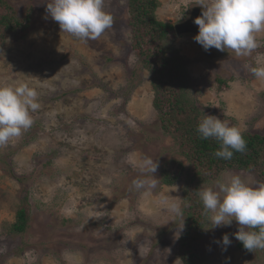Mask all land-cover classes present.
Returning a JSON list of instances; mask_svg holds the SVG:
<instances>
[{
  "label": "rangeland",
  "instance_id": "1",
  "mask_svg": "<svg viewBox=\"0 0 264 264\" xmlns=\"http://www.w3.org/2000/svg\"><path fill=\"white\" fill-rule=\"evenodd\" d=\"M6 1L19 14L30 8L32 17L25 37H8L0 46V86L27 84L38 92L40 108L31 113L29 130L0 147V264H182L184 231L175 238L180 218L161 210L160 197L183 199L186 177L174 191L162 184L161 172L169 160L185 170L189 164L158 126L148 72L130 48L129 0H105L113 26L87 42L62 32L47 15L51 0ZM158 3L156 19L173 26L200 7L199 0ZM257 42L250 55L227 49L216 60L191 34H174L166 49L185 71V97L203 117L216 116L242 134L264 135V80L250 71L264 66V33ZM145 156L159 163L157 187L131 190L141 175L136 161ZM235 175L256 185L250 173L226 171L200 189H215ZM95 205H103L96 209L103 212H95ZM22 208L29 225L16 234L11 225ZM96 215L103 217L89 218L81 228ZM201 224L204 264H264V250L235 249L236 221L205 230L202 215ZM224 234L231 240L226 251L216 242Z\"/></svg>",
  "mask_w": 264,
  "mask_h": 264
},
{
  "label": "clouds",
  "instance_id": "2",
  "mask_svg": "<svg viewBox=\"0 0 264 264\" xmlns=\"http://www.w3.org/2000/svg\"><path fill=\"white\" fill-rule=\"evenodd\" d=\"M202 13L194 19L198 34L194 40L205 51L215 48L221 52L231 49L237 56H247L259 45L257 34L264 33V0H199ZM47 15L58 23L62 32L87 42L99 39L113 26V16L105 11V0H51L46 7ZM0 54L3 55L2 50ZM250 71L259 80H264V66L251 67ZM40 108L38 92L27 84L0 86V147L18 139L29 130L34 121L31 113ZM197 132L201 139H214L219 149L214 156L230 160L234 152L244 153L247 142L238 126H230L213 115H204L198 122ZM140 178L131 182V190L147 191L157 187L155 173L158 161L151 157H141L136 161ZM174 191H179L174 185ZM202 205L205 230L230 226L233 221L239 225L233 234L244 249L253 252L264 250V183L252 186L235 175L226 181H218L216 188L207 187L196 192ZM183 199L169 194L161 195L162 211L180 218L175 226V238L184 231V207H190ZM103 208V205H95ZM102 215L89 216L100 219ZM218 244L223 250L231 245L228 234H224Z\"/></svg>",
  "mask_w": 264,
  "mask_h": 264
},
{
  "label": "trees",
  "instance_id": "3",
  "mask_svg": "<svg viewBox=\"0 0 264 264\" xmlns=\"http://www.w3.org/2000/svg\"><path fill=\"white\" fill-rule=\"evenodd\" d=\"M158 0H129L128 28L131 34L130 48L141 70H146L152 88V108L157 115L162 133L171 136L179 155L185 157L189 166L176 160L162 165L161 182L172 186L186 177L183 203L186 216L185 230L180 237L182 264H204L200 255V229L202 205L196 192L200 185L215 180L226 171H243L254 176L255 183H264V135L245 133L247 142L244 153L234 152L230 160L214 156L219 143L214 139H201L197 132L198 122L203 118L194 101L187 100L188 85L185 71L168 55L166 43L174 37V26L160 22L155 17ZM32 12L27 8L19 14L6 0H0V46L8 37L21 40L31 26ZM221 83L220 80H218ZM16 180L18 178H15ZM183 206V204H182ZM29 225L26 209L16 213L11 230L16 234L26 232ZM235 249H244L238 241Z\"/></svg>",
  "mask_w": 264,
  "mask_h": 264
},
{
  "label": "water",
  "instance_id": "4",
  "mask_svg": "<svg viewBox=\"0 0 264 264\" xmlns=\"http://www.w3.org/2000/svg\"><path fill=\"white\" fill-rule=\"evenodd\" d=\"M195 10L199 12V16H200L202 13V9L200 7H196ZM193 15L194 14H191V16L187 20L174 26L175 34L177 35H181V34L197 35L198 34V32L196 31V28H194L193 25L191 24L194 19ZM211 52H212L211 49L208 51L203 50V53L205 56L211 55Z\"/></svg>",
  "mask_w": 264,
  "mask_h": 264
},
{
  "label": "flooded vegetation",
  "instance_id": "5",
  "mask_svg": "<svg viewBox=\"0 0 264 264\" xmlns=\"http://www.w3.org/2000/svg\"><path fill=\"white\" fill-rule=\"evenodd\" d=\"M192 14H194L193 15V18L195 19L196 17H199V12L197 11V10H193V12H192ZM194 19H193V22L191 23L192 25H193V27L194 28H196V31L198 32L199 31V29H198V26L194 23ZM183 21H185V20H183ZM182 21V22H183ZM192 35V34H191ZM193 36H195V35H193ZM203 49V48H202ZM204 50V49H203ZM211 55H208V58H210V59H220V58H223L224 56H225V54L227 53L226 51L225 52H221V51H219V50H217V49H215V48H211Z\"/></svg>",
  "mask_w": 264,
  "mask_h": 264
}]
</instances>
